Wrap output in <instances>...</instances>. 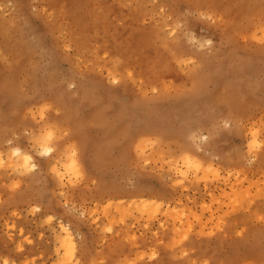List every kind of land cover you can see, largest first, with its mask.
I'll return each instance as SVG.
<instances>
[{"label":"rangeland","instance_id":"374dc122","mask_svg":"<svg viewBox=\"0 0 264 264\" xmlns=\"http://www.w3.org/2000/svg\"><path fill=\"white\" fill-rule=\"evenodd\" d=\"M5 260L264 264V0H0Z\"/></svg>","mask_w":264,"mask_h":264},{"label":"snow or ice","instance_id":"6c2138e0","mask_svg":"<svg viewBox=\"0 0 264 264\" xmlns=\"http://www.w3.org/2000/svg\"><path fill=\"white\" fill-rule=\"evenodd\" d=\"M253 135H255V133H253ZM45 139L46 140L51 139V133H49L48 136ZM51 151H52V149L50 147H48L47 145H45L44 152H42L41 155H46L48 152H51ZM72 155L75 156V152H73ZM25 166L26 167H34V166H31L29 164V158L28 157H25ZM73 167H75V165H73ZM3 264H8V261L5 260L3 262Z\"/></svg>","mask_w":264,"mask_h":264},{"label":"bare ground","instance_id":"6f19581e","mask_svg":"<svg viewBox=\"0 0 264 264\" xmlns=\"http://www.w3.org/2000/svg\"><path fill=\"white\" fill-rule=\"evenodd\" d=\"M14 152V154H15V156H17V158L18 159H22V161H24L25 162V157H28V156H26V155H24V153H22V151L21 150H18V149H15V150H13ZM29 159H30V157H28ZM61 229L64 231V233H66L68 236L70 235L69 234V232H70V230H69V228L67 227V226H62L61 227ZM60 229V230H61ZM69 231V232H68ZM71 237V236H70ZM72 239V238H71ZM70 239V240H71ZM68 241V240H67ZM71 241H73V240H71ZM66 247H68V245H66Z\"/></svg>","mask_w":264,"mask_h":264}]
</instances>
